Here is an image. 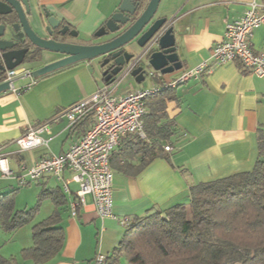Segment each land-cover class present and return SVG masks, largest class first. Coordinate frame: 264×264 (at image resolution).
I'll return each instance as SVG.
<instances>
[{
    "label": "crops",
    "instance_id": "obj_1",
    "mask_svg": "<svg viewBox=\"0 0 264 264\" xmlns=\"http://www.w3.org/2000/svg\"><path fill=\"white\" fill-rule=\"evenodd\" d=\"M254 1L264 5V0H162L159 15L172 20L183 69L170 75L161 73L162 77L157 75L152 82L146 83V80L142 84L127 76L114 94L123 96L162 85L177 79L183 70L210 59L212 48L224 38L227 24L242 18ZM121 2L29 0L32 16H55L78 34L76 42L82 44H98L104 40L95 38V34L118 10ZM251 48L257 53L264 52V26L255 31ZM99 62L75 63L34 79V83L28 77L17 78L14 82L17 91L33 84L28 90L15 92L10 89L0 94V150L16 175H21L23 168L31 167L42 158L68 151L91 127L90 120L86 119L70 127L69 121L63 118L43 135L49 140L48 146L21 153L16 144L29 125L52 118L103 88L108 82ZM210 65L211 74L178 86L173 100L166 105L167 119L162 123H171L175 132L171 142L164 144L172 148V151H164L168 157L154 159L136 174L143 164V152L132 136L124 138L113 153L117 218L102 219L91 196L86 197V205L78 217H72L70 203L76 198L79 185L71 183L68 192L63 182L54 177L26 186L36 184V188L26 193L33 192L37 201L32 207L27 202L26 208L18 207L16 196L22 189L18 180L6 179L0 172V195L18 190L15 196L18 211L36 207L44 190L61 189L67 201L60 207L66 236L64 247L56 258L43 264H97L99 254L109 258L121 247L127 226L136 218L187 203L193 185L254 169L260 155V137L264 136V77L245 72L238 62L219 65L211 60ZM64 177L69 179L71 175L66 172ZM56 209L50 197L43 198L32 229L52 216ZM125 219L129 220L127 225L122 224ZM2 231L0 250L5 258L16 257L18 264H37L21 258L22 250L33 245L30 234L26 232L19 241L14 236L5 242L7 237Z\"/></svg>",
    "mask_w": 264,
    "mask_h": 264
},
{
    "label": "trees",
    "instance_id": "obj_2",
    "mask_svg": "<svg viewBox=\"0 0 264 264\" xmlns=\"http://www.w3.org/2000/svg\"><path fill=\"white\" fill-rule=\"evenodd\" d=\"M177 88H164L148 98L146 138L127 136L143 152L136 174L154 159L168 157L164 144L175 132L171 123L162 121ZM86 120L94 122L92 116ZM259 148L252 171L193 185L187 203L136 218L127 226L121 247L103 264H264V136ZM60 190H44L36 207L22 211L15 205L18 190L0 195V230L8 234L34 221L43 198L50 197L57 207L52 216L34 225L33 245L21 252L24 261L48 263L62 251L66 236L60 207L67 201ZM18 261L5 258L0 250V264Z\"/></svg>",
    "mask_w": 264,
    "mask_h": 264
},
{
    "label": "built area",
    "instance_id": "obj_3",
    "mask_svg": "<svg viewBox=\"0 0 264 264\" xmlns=\"http://www.w3.org/2000/svg\"><path fill=\"white\" fill-rule=\"evenodd\" d=\"M262 26L264 5L254 1L242 18L227 24L224 38L212 48L210 59L202 61L194 68L183 70L177 79L156 85L152 89L135 90L123 96L114 94L123 78L108 82L93 95L69 106L54 117L29 125L25 133L16 140L21 153L36 147L48 146L49 140L43 135L49 133L51 126L63 118L69 121L70 127L76 126L90 116L94 119L85 135L72 144L68 151L40 159L31 167L23 168V173L19 176L10 168L8 158L1 154L0 150L2 176L6 179H17L21 187L54 177L63 182L68 192L69 185L76 183L79 190L76 192V198L70 203L72 217H78L80 209L86 205V197L91 196L102 219L117 218L114 212V171L111 157L127 136L138 135L146 138L144 117L147 114L148 98L164 88H176L190 80L211 74L213 71L211 60L219 65L238 62L248 73L264 77V52L257 53L251 48L254 33ZM150 48L151 43L147 45L145 53L149 52ZM31 75L30 69L19 67L7 72L5 82L10 83L12 90L19 92L20 90L15 89V80L28 77L34 83ZM157 75L163 76L160 72H153L150 77ZM32 84L23 90L30 89ZM165 150L172 151V148L166 146ZM66 172L71 175L69 179L64 177ZM128 222L127 219L122 220L124 225ZM104 261L105 256L99 254L97 264H103Z\"/></svg>",
    "mask_w": 264,
    "mask_h": 264
},
{
    "label": "water",
    "instance_id": "obj_4",
    "mask_svg": "<svg viewBox=\"0 0 264 264\" xmlns=\"http://www.w3.org/2000/svg\"><path fill=\"white\" fill-rule=\"evenodd\" d=\"M161 1L122 0L95 34V38L104 40L82 44L76 42L77 33L50 14L40 17L38 30L34 29L29 0H0V94L11 89L5 82L7 72L23 66L36 51L45 59L47 55L57 59L33 70V79L94 60H100L106 82L130 76L142 84L153 72L170 75L181 71L172 20L159 15ZM149 43L150 51L145 53ZM24 44L28 47L22 48Z\"/></svg>",
    "mask_w": 264,
    "mask_h": 264
},
{
    "label": "rangeland",
    "instance_id": "obj_5",
    "mask_svg": "<svg viewBox=\"0 0 264 264\" xmlns=\"http://www.w3.org/2000/svg\"><path fill=\"white\" fill-rule=\"evenodd\" d=\"M38 21H40V18H38L36 16H32V26L36 30H38V27H37ZM152 80H154V78L150 77V78L147 79L146 83L152 82ZM152 88L153 87H150V88H147V89H152ZM21 188H20L21 189V193H19L16 196V201H17V204H18L17 206L26 208L27 207L26 202H27V203H30V207H32L35 204V202L37 201L36 200L37 196L33 192H29V193H26V192L30 191V189H32V188H36V184L31 185V187H26V188L25 187L24 188L21 187ZM21 230H24V231H21ZM21 230L20 231L18 230L20 233L15 232L14 234H8V233L2 231L4 236L7 237V238H4V241L5 242L11 241L12 240L11 238L14 237V236H15L17 241L22 240L23 235L26 234V232H27V235L30 234L29 238L32 237V231H31L32 230V223L26 225ZM8 244H10V243H8Z\"/></svg>",
    "mask_w": 264,
    "mask_h": 264
},
{
    "label": "flooded vegetation",
    "instance_id": "obj_6",
    "mask_svg": "<svg viewBox=\"0 0 264 264\" xmlns=\"http://www.w3.org/2000/svg\"><path fill=\"white\" fill-rule=\"evenodd\" d=\"M22 48H26L28 47V45L24 44L21 46ZM33 50V49H32ZM56 56L54 55H48L46 56V59L42 56L41 53L39 52H35L34 54L30 55L28 57V60L26 61V63L24 65H28L31 68H28L31 70V72L45 64H47L48 62H50L51 60H56L57 58H55ZM40 64H42L41 66H39Z\"/></svg>",
    "mask_w": 264,
    "mask_h": 264
}]
</instances>
